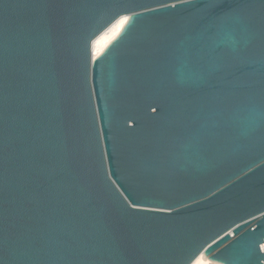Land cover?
<instances>
[{"label":"water","instance_id":"1","mask_svg":"<svg viewBox=\"0 0 264 264\" xmlns=\"http://www.w3.org/2000/svg\"><path fill=\"white\" fill-rule=\"evenodd\" d=\"M200 252L264 264V0H0V264Z\"/></svg>","mask_w":264,"mask_h":264},{"label":"bare ground","instance_id":"2","mask_svg":"<svg viewBox=\"0 0 264 264\" xmlns=\"http://www.w3.org/2000/svg\"><path fill=\"white\" fill-rule=\"evenodd\" d=\"M126 19V15H121L92 40L91 47L93 55H97L105 47V45L118 33ZM190 264L221 263L208 259L203 252H200Z\"/></svg>","mask_w":264,"mask_h":264}]
</instances>
